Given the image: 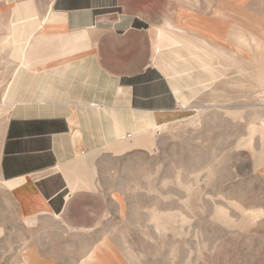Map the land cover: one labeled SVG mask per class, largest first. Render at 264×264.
I'll return each mask as SVG.
<instances>
[{"label": "rangeland", "instance_id": "374dc122", "mask_svg": "<svg viewBox=\"0 0 264 264\" xmlns=\"http://www.w3.org/2000/svg\"><path fill=\"white\" fill-rule=\"evenodd\" d=\"M120 2L134 26L152 33L153 45L159 33L157 50L178 57L176 70L195 88L185 90L148 141L101 160L103 188L84 198L81 212H41L28 223L0 188V264H26L29 249L37 264H264V72L253 79L264 65V38L217 13L234 10L264 27V0ZM194 19L231 41L243 33L249 53L235 54L221 73L217 40L187 24ZM170 32L215 61H205L206 70ZM17 64H6L1 85ZM5 103L0 96V134L10 112Z\"/></svg>", "mask_w": 264, "mask_h": 264}, {"label": "crops", "instance_id": "0c3cea01", "mask_svg": "<svg viewBox=\"0 0 264 264\" xmlns=\"http://www.w3.org/2000/svg\"><path fill=\"white\" fill-rule=\"evenodd\" d=\"M120 4L0 0V88L6 64L18 63L0 89L10 106L0 134V188L28 223L46 211L61 215L70 207L88 208L84 198L103 188L101 160L148 141L185 90L195 88L176 70L174 62L182 61L166 48L157 50L163 45L159 33L153 45L152 33L134 26ZM217 13L264 38V27L254 18L227 9ZM187 24L217 40V61L179 34L166 35L201 59L203 68L210 67L205 61H215L225 73L235 54L249 53L243 33L231 41L222 29L215 32L198 19ZM140 42L146 43L141 52ZM259 67L253 79L263 76L258 73L264 65ZM24 261L38 263L35 249L25 252Z\"/></svg>", "mask_w": 264, "mask_h": 264}]
</instances>
